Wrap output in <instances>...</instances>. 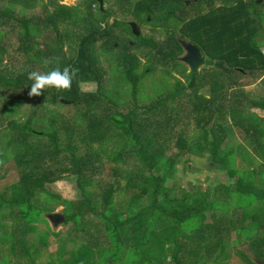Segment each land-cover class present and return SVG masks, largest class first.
<instances>
[{
  "label": "trees",
  "instance_id": "trees-1",
  "mask_svg": "<svg viewBox=\"0 0 264 264\" xmlns=\"http://www.w3.org/2000/svg\"><path fill=\"white\" fill-rule=\"evenodd\" d=\"M60 1L26 0L28 5L25 7L30 12L25 17H19L15 15V8L20 0H0V25L12 30L18 28L14 33L23 41L20 50L32 65L33 62L39 63L34 71L47 72L57 66L61 69L68 66L70 71L72 68L77 69L69 88L58 90L46 86L36 95L35 102L43 106L47 103L82 105L93 120L99 118L95 113L104 98L109 97L113 99L110 101L118 104L113 90L102 88L104 79L99 55L106 58L114 53L119 55L127 68L119 79L130 85L135 104L127 111H122L116 105L106 115L113 127L110 134L120 140L118 149L112 151L100 147L96 149L97 152L93 151L114 163L115 178L122 176L125 183L118 191L116 184L105 178L95 181L93 167L96 157H91V152L90 155H81L80 145L75 142V131L64 124L59 128L57 122L60 116L53 109L43 107L39 116L30 114L25 121L11 119L9 134L12 136L4 141V146H0V165L8 159H15L19 179L4 193L0 191V205L9 211L1 216L9 218L16 215L18 224H13L10 229L4 224L2 242L8 246L6 263L14 255L19 259L18 264H37L35 257L46 246L49 236H60L50 229L43 218L57 205L65 207V224L73 222L82 230H85L87 215L93 213L102 221L106 236L101 241L96 235L94 240L84 246L74 242L72 248L59 240L55 257L43 264H110L111 261L119 264L126 250L137 257V261H134L137 264H187L189 259L188 264H210L218 251H227L228 237L233 228L242 227L247 219L250 221L242 228L245 240L251 241V246L257 251H264V175L259 185L254 181L256 174L264 171L248 168L238 175L234 166L233 145L227 146L226 143L223 146L225 138L233 134V125H239L249 135L248 139L244 138L253 150L261 151L260 136L263 129L260 124L264 122V116L258 117L248 112L240 116V120L233 119L229 123L225 118L228 101L226 95L221 93L223 79L212 81L208 87L210 93H202L198 87L202 73H188L187 83L177 79L173 88L168 87L159 92L149 105L140 107L138 92L141 80L146 74L155 72V64H149L146 71L140 72L141 62L132 66L131 60L135 56L129 55L131 47L137 44L149 47L150 53L164 62L160 65L175 63L182 53V45L176 37L179 34L182 39L199 48L206 59L222 63L224 69L218 70L223 76L264 72V54L256 41L264 23V18L256 10L258 2L236 0L232 5L196 13L202 1L210 0H122L123 10H129L139 25L150 24L151 28H162L167 40L156 42L153 38L137 35L130 23H126V27L131 41H121L115 33L114 29H121L123 25L120 21L114 20L110 25L102 26L107 18L106 0H103L102 5L100 0H82L74 6L63 5ZM192 13L195 15L192 16ZM96 14L99 16L96 17ZM31 23L43 31L48 30L43 34L41 45L38 41L35 43L36 39L29 31ZM61 24L70 26V29L64 33ZM5 30L0 31V63L4 61L1 41ZM99 39L100 54L95 48V41ZM71 40L73 44H70ZM66 45L70 51H75L74 56L70 57L63 51ZM108 60L109 63L115 62L113 58ZM161 72L172 74L166 67ZM28 73L16 74L0 69V86L16 93L20 89H27L32 83ZM86 82L96 83L97 90H83L82 84ZM114 84L117 83L114 81ZM118 84L122 82L118 81ZM186 88L193 92L190 113L197 128L194 136L175 133L173 124L181 117L176 108L164 104L169 96L177 95ZM3 99L7 113H16L22 104L20 97L12 102L6 96ZM252 103L264 109V99ZM32 120L38 122L39 126H34ZM92 130V127L87 129L88 143L91 141L90 146L95 149L93 139L96 134H92ZM3 139L4 136L0 135L1 143ZM173 140L178 153L166 155L165 151ZM240 147L246 150L244 145ZM188 154L198 157L209 155L211 164L219 165L234 180L218 183L213 188L203 184L194 185L190 190L180 187L178 164L180 158ZM133 156L136 159L134 167L124 170L126 174L121 175L120 164L128 163ZM69 176L75 177L78 187L86 193L84 198L66 200L46 187L47 184L67 180ZM168 181H172V184H167ZM119 194L127 197L116 200ZM231 206L240 211H231ZM38 221L46 223L47 231L36 233L35 224ZM131 223L133 227L142 226L143 229L139 236L133 237L131 243L125 244L121 231ZM29 233H36L32 240H27ZM119 248L123 251L121 259L117 254ZM95 256L100 257L99 262ZM220 258L217 256L214 263H218Z\"/></svg>",
  "mask_w": 264,
  "mask_h": 264
},
{
  "label": "rangeland",
  "instance_id": "rangeland-1",
  "mask_svg": "<svg viewBox=\"0 0 264 264\" xmlns=\"http://www.w3.org/2000/svg\"><path fill=\"white\" fill-rule=\"evenodd\" d=\"M106 1L107 3L105 4V7L107 9V18L102 22V26H108L113 23L114 20H118L123 23V25L120 26L121 29H114L115 33L120 37L121 41L132 40L129 30L126 27V23H130L131 26L136 27L135 32L139 36L142 35L146 38H153L156 42H163V40H167V36L162 31L161 27L151 28L150 24L139 25L129 10H123L122 0ZM243 1H245L246 3H251L252 1L257 0ZM81 2L82 0H62L60 3L67 6H74L80 4ZM235 2L236 0L202 1L197 6L196 13H204L220 6L232 5ZM23 5L27 7L28 4L24 3ZM94 9L97 10V7L95 6ZM256 10L264 18V0H260L257 3ZM194 15L195 13H192V16ZM97 16L99 15L96 14V17ZM32 25L34 24L31 23L29 28ZM60 28L65 33L67 29H70V26L67 27V25L61 24ZM33 30H37L32 31L34 39H36L35 43H37L38 41V43L41 45L45 33L41 32L40 34V31L36 27V25H34ZM78 32H80V30H78ZM177 32L179 31L177 30ZM176 37L182 45L181 56L175 61V63H168L165 66L160 65L164 62H160L159 58H155L154 55L150 53L149 47H141L137 46V44L131 47V54H128L130 56H135L134 59L131 60L133 62L132 66L138 65L137 62H141L140 72L146 71V67L149 66V64H155L154 67L156 69L155 72H152V74L148 73L143 76L141 80L138 92V106H142L144 108L146 104L149 105L151 101H154L158 97L157 95L159 94V92L167 89L168 87L173 88L177 79L183 80L184 83L188 82V73H190V71L189 68L184 64V59L187 57L189 53V47L192 45L187 40L182 39L179 34ZM71 41L72 43L70 44H73V40ZM256 41L258 44H260L261 51L264 52V23L262 24L260 32L256 37ZM1 43L4 51V54L2 56V59L4 61L0 63L1 70H7L17 74L23 72H32L36 69V67H38V62H33L32 65L30 62H28V60H26V55L20 50L23 41H21V39L18 38L17 34L13 31L8 30L5 33ZM95 45L97 53L100 54L101 39L95 41ZM63 51H65L70 57L75 55V51H70L68 45L63 48ZM28 56L30 57V55ZM118 56L119 55L116 53L111 54V57L108 58L99 55L101 69L100 71H102L104 79L102 88L105 90L112 89L116 94L114 96L118 104L110 101L113 99H109V97L104 98L103 103L96 110L95 114L99 117L96 120H93L92 116L87 115L84 106L82 105L63 106L58 103H47L45 106H43L41 105V103H36V94L29 95L30 85L29 88L24 90L20 89L17 93L15 91H12L10 88L0 86V135L4 136L5 138L2 140V143L0 142V146H4V141H8L12 136L11 134H9V122L11 119L25 121L30 114H34V116L37 117L39 116V114H41V109L43 107H48L49 109H53V112L60 116L59 122H57L59 124V128H61V125L64 124L67 128L72 127L75 133H77H74V138L75 142H78L80 145L81 155H90L89 152H91L93 155L90 156L96 157L93 167L95 172V181L98 182L99 179L105 178L108 181L115 183L119 191V187L125 183V180L122 178V176H119L118 179L115 178L113 174V168L115 167V164L109 162L108 159L104 156L103 158H101V156L96 155L94 152H97L96 149H99L100 147H104L112 151L118 149L120 140L117 136H112L110 134L113 130V127L106 119V115L112 112L113 108H116V105H118V107L122 111H127L131 106L135 104L130 94V85L125 81H121L119 79L123 77L122 72L127 68L125 67L126 65L121 62V58ZM109 58H113L115 62L109 63ZM183 65H185L186 69ZM164 67H166L172 74H163L161 70ZM199 73L203 74L202 77L199 78L200 86H198L199 91L202 93H210L208 87L211 86L212 81L218 82L219 79H223L224 87L221 88V93L224 96L226 95L228 101L225 110V118L227 121H229V123L233 121V119L240 120V116H242L243 114H247L248 112H253L258 117L264 116V109L262 107L255 106L252 103L253 101L264 99V72L253 74L246 73L244 75L233 73L229 76H223L217 68H211L210 70L206 68V70L201 69ZM114 81L117 84H114ZM118 81L122 82V84L119 85ZM82 88L85 91H94L97 90V84L94 82H86L82 84ZM120 89H122L121 92L119 91ZM4 96H6L11 102L17 101L19 97L21 98L22 104L18 106V108L16 109V113H7L4 110ZM192 96V90L190 88H186L180 90L177 95L169 96L168 100L164 102L165 106L169 108H176L179 112V116L181 117L179 119H176L173 124L175 133L181 132L186 136H194L197 133V128L190 113V109L192 107L190 98ZM75 121H77L79 124ZM32 123L34 126H39V123L35 120H32ZM260 126L263 129L260 136L262 149L261 151L258 150L260 153L253 150L250 143L247 142L249 135L247 133H244L243 129H241L239 125H233V134L225 138L223 146H226L227 143V146L233 145L234 147L235 152L233 160L235 162H233L234 166L237 169L238 175H240L242 172H245L248 168H254L256 171L258 170V172L260 170L264 171V122L261 123ZM90 127L93 128L92 134H96L93 139L95 149L90 146L91 141L88 143L89 132L87 131V129H90ZM62 131L66 133L65 130H60V132ZM244 137H246L247 139H245ZM174 142L175 140L169 143L170 146L165 151L166 155L178 153V150L174 147ZM241 145H244L246 150H243L240 147ZM135 163L136 159L133 156L130 157V161L128 163L120 164L121 175L126 174L124 170H131L134 167ZM15 164V159H8L6 160V162L0 165V191H2L3 193L10 185L14 184L19 179V172ZM177 173L179 175V186L188 190L193 189L194 185L198 184H203L204 186L213 188V186L218 183H228L234 180H231L227 176V173L223 171L219 165H212L209 155H206L205 157H198L196 155L188 154L183 158H180ZM262 175H264V172L256 174L254 179L256 184L259 185L261 183L260 181ZM167 184H172V181H168ZM46 187L48 188V190L59 194L63 199L66 200L78 201L86 196V193L78 187L77 180H75V177L73 176H69L67 180H59L54 183L47 184ZM96 189L97 191H99L100 187L97 185ZM126 197L127 195L119 194L117 195L116 200H121ZM243 200L246 201V197H244ZM64 209V206L57 205L52 212L43 215V218L47 222V225H49L50 229L56 233H59L60 236H49L48 243H46V246L41 249L40 254L35 257L37 264H43L45 261L49 260V258L55 257L59 247V240H61L62 242L65 241L67 247L72 248L75 246L74 242H79L81 246H84L89 244L91 240H94L93 237L96 235L100 237L99 240L106 236L102 221L93 213H89L87 215V221L84 226L85 230L79 229L73 222H69L68 224H65V222H63L58 225L52 223L50 221V216L54 214L64 215ZM230 210L237 211L239 209L235 206H231ZM8 212L9 211L6 208H2L0 205V264H18L19 259L18 257H14V255H11L10 262L6 263L8 246L2 242V235L5 231L4 226L6 225L7 228L10 229L13 224H16L18 222V219L16 221V215L10 216L9 218H4L1 216L2 214L3 216L6 215ZM249 221L250 219L244 221L242 227L238 226L236 229L233 228L228 237L227 251H222V253L218 251L216 255L221 257L219 262L214 263V259L217 257L216 256L212 258L213 261H211L210 264H260L259 262H264V254L262 253L264 251H257L253 246H251V241L245 240L244 234L242 233V228L245 227ZM35 227L36 233L47 231L46 223L43 221H38L35 224ZM142 229V226L133 227L132 223L131 225H127L125 228H123L121 234L125 244L131 243L135 235L139 236ZM36 233H29L27 235V240L28 238L29 240H32ZM248 234H250V231L248 232ZM119 249L120 250H118L117 254L121 259L123 251L122 248ZM127 253L128 250L124 251L125 257L119 264H133L134 261H137V257L132 256L130 252L128 254ZM224 254H227V256H225ZM95 258L97 262H99L100 257L95 256ZM115 259L117 260L118 258ZM117 261L114 262L116 263ZM189 261L190 259L187 261V264ZM137 263L138 262L134 264ZM110 264H113V261H111ZM169 264L175 263L169 262Z\"/></svg>",
  "mask_w": 264,
  "mask_h": 264
},
{
  "label": "clouds",
  "instance_id": "clouds-1",
  "mask_svg": "<svg viewBox=\"0 0 264 264\" xmlns=\"http://www.w3.org/2000/svg\"><path fill=\"white\" fill-rule=\"evenodd\" d=\"M76 71L77 69L75 68H72L70 71L68 66L62 69L57 66L47 72L32 71L28 73L29 79L32 80L29 95H39L41 89H44L46 86H51L58 90L69 88Z\"/></svg>",
  "mask_w": 264,
  "mask_h": 264
},
{
  "label": "water",
  "instance_id": "water-1",
  "mask_svg": "<svg viewBox=\"0 0 264 264\" xmlns=\"http://www.w3.org/2000/svg\"><path fill=\"white\" fill-rule=\"evenodd\" d=\"M260 0H257L259 2ZM99 3L102 5L103 0H100ZM133 29L136 30V27L133 26ZM264 54V52L262 51ZM184 64L189 68L190 73H199L201 69L204 68H217L224 69L222 63H215L204 56H202L199 48L192 45L189 47V53L187 57L184 59ZM50 221L56 225L63 223L65 221L64 215L54 214L50 216ZM260 264H264V262H259Z\"/></svg>",
  "mask_w": 264,
  "mask_h": 264
},
{
  "label": "crops",
  "instance_id": "crops-1",
  "mask_svg": "<svg viewBox=\"0 0 264 264\" xmlns=\"http://www.w3.org/2000/svg\"><path fill=\"white\" fill-rule=\"evenodd\" d=\"M25 1L26 0H20V2L18 3V5L16 6V8H15V10H16V12H15V15L16 16H19V17H25L27 14H28V12H30V11H27V10H29L28 8H26L22 3H25ZM44 1H47V0H44ZM61 2V1H60ZM35 25V24H34ZM34 25H32L30 28H29V31L32 33V31H37V30H33V27H34ZM14 26V25H13ZM0 27H1V29H0V31H2L3 29H6L5 30V33L8 31V30H11V31H13V32H17V29L18 28H16L15 27V29H11L10 27H2L1 25H0ZM10 28V29H9ZM38 28H40V27H38ZM21 29H23V28H21ZM48 30H45V31H43V29H41L40 28V32H47Z\"/></svg>",
  "mask_w": 264,
  "mask_h": 264
}]
</instances>
